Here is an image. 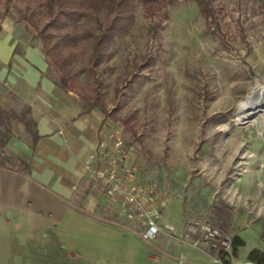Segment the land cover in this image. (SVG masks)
<instances>
[{
	"label": "rangeland",
	"instance_id": "374dc122",
	"mask_svg": "<svg viewBox=\"0 0 264 264\" xmlns=\"http://www.w3.org/2000/svg\"><path fill=\"white\" fill-rule=\"evenodd\" d=\"M12 4L28 7L40 22L46 20L36 0H13ZM212 4L217 24L211 25L193 0H172L163 14L154 17L144 16L138 4L96 66L100 95L119 117L102 119L103 128L115 130L123 139L128 165L135 168L140 181L157 179L167 190L169 201L161 218L175 227L205 214L214 201L218 217L228 224L230 210L236 213L242 202L236 189L239 175L251 162L260 168L264 159V96L263 110L250 117L238 116L241 104L249 103L247 96L264 88V0H212ZM1 13L0 4V17ZM13 16L7 17L15 22ZM99 16L103 18L104 12ZM159 21L152 36L149 27ZM17 24L27 41L39 46L33 30L23 21ZM144 53L154 60L126 84L127 71ZM45 73L56 78L49 68ZM71 96L80 109L76 95ZM15 117L14 113V121ZM8 125L9 130L2 127L6 132L0 135V144L8 139L7 132L12 137L27 134L16 123ZM10 152L0 148V160H15ZM84 182L93 193H102L88 176ZM261 195L257 205L247 202L252 212L260 213L257 220L246 218L240 224L238 235L244 244L237 247L238 259H249L254 248L264 252V190ZM104 209L105 221L113 220L142 237L137 223L121 216L114 204L108 201Z\"/></svg>",
	"mask_w": 264,
	"mask_h": 264
},
{
	"label": "crops",
	"instance_id": "0c3cea01",
	"mask_svg": "<svg viewBox=\"0 0 264 264\" xmlns=\"http://www.w3.org/2000/svg\"><path fill=\"white\" fill-rule=\"evenodd\" d=\"M46 70L39 47L17 23L0 17V107L15 113L16 121L9 117V123L27 131L9 134L0 146L15 155L0 162V264H214L205 247L162 233L144 239L103 219L108 199L87 189L82 164L104 136L102 116L94 109L80 111L71 92L60 89ZM30 120L38 132L34 142ZM261 162L260 168L247 164L236 181L242 202L236 213L230 208L233 234L246 218H259L247 202L260 203Z\"/></svg>",
	"mask_w": 264,
	"mask_h": 264
},
{
	"label": "trees",
	"instance_id": "16d2710c",
	"mask_svg": "<svg viewBox=\"0 0 264 264\" xmlns=\"http://www.w3.org/2000/svg\"><path fill=\"white\" fill-rule=\"evenodd\" d=\"M12 1L0 0L1 17L14 15L13 19L16 23L23 21L33 30V36L39 40L38 47L45 57L47 68L56 75L54 79L56 85L63 91L76 95L80 111L96 109L103 113L102 119L117 120L119 117L113 110L107 108L100 95L101 80L97 76L96 66L108 42L117 31L125 28V22L129 21L138 4L144 16L154 17L163 14L172 0H36L46 16L44 22H40L33 12L27 11L28 7L23 9L12 4ZM193 1L209 25L217 24L212 0ZM11 8L15 9V14L12 13ZM102 11L105 14L103 18L99 16ZM92 16L94 23H91ZM155 23L149 27L152 36H155L154 32L157 31L160 21ZM141 57L142 59L127 71L130 76L124 78L126 84L135 78L138 70L154 60V57L148 56L147 53L142 54ZM115 92L119 94L120 87H116ZM9 117H14V114L0 107V127L2 124L4 126V119L6 122L9 121ZM30 121L33 125L31 136L34 142L38 132L35 123ZM6 128L10 129L9 126ZM0 132V135H5L6 131ZM8 136L7 132L6 137ZM226 228L231 229L229 224H225ZM243 243L237 234L232 235L235 254L238 245ZM249 259L254 260L256 264H264V252L254 248L249 252Z\"/></svg>",
	"mask_w": 264,
	"mask_h": 264
},
{
	"label": "built area",
	"instance_id": "2783aa9c",
	"mask_svg": "<svg viewBox=\"0 0 264 264\" xmlns=\"http://www.w3.org/2000/svg\"><path fill=\"white\" fill-rule=\"evenodd\" d=\"M104 131V136L82 160L84 171L97 183L108 201L117 207L121 216L137 223L144 239L162 233L193 247H205L214 254L211 260L216 264H256L253 260L236 257L233 233L225 229V223L218 217L215 201L205 214L189 218L180 232L174 224L162 222L161 208L168 201L169 193L157 179L140 181L135 168L128 165V151L123 139L113 129Z\"/></svg>",
	"mask_w": 264,
	"mask_h": 264
},
{
	"label": "bare ground",
	"instance_id": "6f19581e",
	"mask_svg": "<svg viewBox=\"0 0 264 264\" xmlns=\"http://www.w3.org/2000/svg\"><path fill=\"white\" fill-rule=\"evenodd\" d=\"M263 96H264L263 87H258L255 90H253L247 96V99H249L248 105L244 106L243 104H241L240 109L238 111V116L250 117L253 114H255L257 111L263 110L262 108L263 107V101H262Z\"/></svg>",
	"mask_w": 264,
	"mask_h": 264
}]
</instances>
